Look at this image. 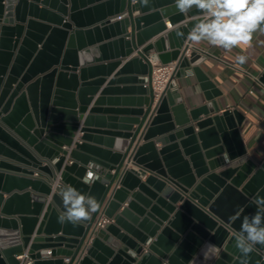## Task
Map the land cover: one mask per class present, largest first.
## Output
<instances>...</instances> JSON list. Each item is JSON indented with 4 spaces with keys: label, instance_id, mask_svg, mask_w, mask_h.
Segmentation results:
<instances>
[{
    "label": "water",
    "instance_id": "95a60500",
    "mask_svg": "<svg viewBox=\"0 0 264 264\" xmlns=\"http://www.w3.org/2000/svg\"><path fill=\"white\" fill-rule=\"evenodd\" d=\"M197 15L179 14L173 0H0V264H20L25 251L33 264H264V246L242 257L234 240L264 197V162L249 161L242 117L219 113L220 95L198 67L204 57H186ZM187 19L184 37L173 30L146 45L166 21ZM102 33L119 38L86 49ZM108 49L137 55L89 110L107 81L88 76L122 64L87 68ZM152 51L162 64L176 62V79L197 76L211 106L188 112L178 89L167 88L152 111ZM88 173L99 179L85 183ZM56 184L95 197L99 209L86 221L58 222ZM101 214L112 223L88 244Z\"/></svg>",
    "mask_w": 264,
    "mask_h": 264
},
{
    "label": "crops",
    "instance_id": "0c3cea01",
    "mask_svg": "<svg viewBox=\"0 0 264 264\" xmlns=\"http://www.w3.org/2000/svg\"><path fill=\"white\" fill-rule=\"evenodd\" d=\"M133 3H135V1H133ZM152 3H154V1ZM125 15L126 14H122L120 16ZM139 15V12L133 14L134 17H138ZM187 21H190V19H187L180 25L185 24ZM165 25L167 30L154 37L146 45L153 44L160 37L174 30V26H171L169 21H166ZM130 31L129 29L128 33H130ZM108 37H110L109 40H107V37L102 33L101 38L98 40L95 36L94 42H86V49L89 50L99 47L119 38V36H113L112 34H109ZM190 48L204 57V60L200 61L198 67L202 71L204 77L215 86V91L220 95L215 98L220 108L219 113L229 110L231 112H237L242 117L240 133L247 150L249 161L252 165L260 167L264 162V33L260 31L253 33L251 45H241L231 51L212 46L207 41H202L200 43L192 42ZM139 50H142V48H139ZM237 54L245 55L247 57L246 63H236L235 57ZM119 55L120 54H117L115 49L112 51L108 49L106 53L100 51L99 55H91V63L87 65V68L107 65L112 58L114 61H122V64L116 68L111 75L99 73L88 76V79L93 76H106L105 79L107 81L93 97V102L88 107L89 110L94 106V102L99 97L101 91L107 87L108 81L114 78V75L121 70L127 61L136 57L137 52L135 51L129 57H120ZM154 55L155 53L152 51V60L154 59ZM176 85L178 93L188 112L206 104L211 106V104L206 101L200 80L197 76L190 73V71H188L187 75L177 79ZM128 97L138 98L139 96L134 95ZM158 101L159 99L155 98L152 111ZM87 115L88 112L84 117ZM149 121L150 119L148 118L147 123ZM82 123L83 120H81L79 130L76 132L74 143L80 142V137L83 135V133L80 132ZM143 143L144 142H141L140 145ZM156 148L159 150L162 148V145L156 144ZM63 149L70 151L72 147L69 148L65 146ZM70 162L71 159L67 157V163ZM131 168L136 167L130 164L129 169ZM37 178L45 179L46 177L39 174ZM8 197V195H5V199ZM179 206L180 203L178 204V207Z\"/></svg>",
    "mask_w": 264,
    "mask_h": 264
},
{
    "label": "clouds",
    "instance_id": "9594fccd",
    "mask_svg": "<svg viewBox=\"0 0 264 264\" xmlns=\"http://www.w3.org/2000/svg\"><path fill=\"white\" fill-rule=\"evenodd\" d=\"M142 6H148L149 0H138ZM179 14L188 16L193 9L198 15L187 33V39L194 43L207 41L210 45L226 51L241 45H251L253 33H264V0H173ZM181 25H174L178 37H184ZM236 63L244 64L245 55L237 54ZM99 176L88 173L85 183H92ZM62 198L64 212L58 216V222L77 223L91 218L99 209V203L91 195H85L72 186L56 185ZM257 211L245 216L239 232L234 234L235 247L242 257H248L256 245L264 246V197L255 200ZM209 247H214L209 245ZM246 264V261H242Z\"/></svg>",
    "mask_w": 264,
    "mask_h": 264
},
{
    "label": "built area",
    "instance_id": "2783aa9c",
    "mask_svg": "<svg viewBox=\"0 0 264 264\" xmlns=\"http://www.w3.org/2000/svg\"><path fill=\"white\" fill-rule=\"evenodd\" d=\"M125 16H118L112 21H121ZM195 51L191 48L186 52V57H190L191 52ZM152 63V79H151V87L152 91L155 94L156 99H160L161 95L170 88L171 90L178 89L176 85L175 73L177 71L176 62H172L169 64H162L158 59L151 60ZM39 173H35L34 177H38ZM57 185V184H56ZM55 185V186H56ZM57 187V186H56ZM112 220L107 218L104 214H101L96 222L94 223L91 234L88 237L87 243H92L95 238V234L98 230L103 229L106 225L111 224ZM47 257H51V251H47ZM17 260L20 264H33V260L31 259L29 252L25 251L16 256ZM80 258L78 257L76 261ZM66 263L71 262V258H65Z\"/></svg>",
    "mask_w": 264,
    "mask_h": 264
}]
</instances>
